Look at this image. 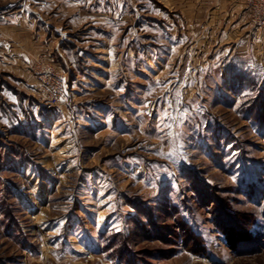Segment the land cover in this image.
Returning <instances> with one entry per match:
<instances>
[{"label":"rangeland","instance_id":"374dc122","mask_svg":"<svg viewBox=\"0 0 264 264\" xmlns=\"http://www.w3.org/2000/svg\"><path fill=\"white\" fill-rule=\"evenodd\" d=\"M244 4L234 33L200 0H0V264H264V28Z\"/></svg>","mask_w":264,"mask_h":264},{"label":"crops","instance_id":"0c3cea01","mask_svg":"<svg viewBox=\"0 0 264 264\" xmlns=\"http://www.w3.org/2000/svg\"><path fill=\"white\" fill-rule=\"evenodd\" d=\"M164 3H169L171 5H173V3L175 2H178L180 0H162ZM192 1V0H191ZM199 0H196V2H198ZM200 1H205L206 2V6L208 7V17H210V19L212 20L211 22H215L216 20V17H226V16H232V19L234 22H236L235 20H239L236 24V29H234V33H236L237 31L239 32L241 30V27L245 25V22H243L242 24V19H241V15H245L246 13V6L244 4V1L245 0H200ZM183 2V1H182ZM198 5V4H197ZM233 22V23H234ZM231 25V24H230ZM258 33V37L256 38V42H255V50H252L253 53H250L249 54H254V60H256V62L258 63L257 65V68H259V70L262 71V75L264 76V34H262V38L260 37L261 36V33L260 31H257ZM249 44L248 42H246V45L241 42H236V43H231V42H227V45L230 46V48L232 49V52L231 54L229 55L226 63L228 62H234V61H239V62H245L246 61V55H244L245 53V47H249ZM248 59H250V57H247ZM252 58V57H251ZM250 60H253V59H250ZM248 63V62H247ZM231 68V67H229ZM245 68V66H244ZM247 68V67H246ZM256 67L254 65H251V64H248V69H255ZM78 75V79H82V72L80 71H75ZM73 73V72H72ZM232 73V72H230ZM234 73V72H233ZM15 75V74H14ZM233 75V77L235 76V74H231ZM16 76V75H15ZM238 76V75H236ZM10 77V76H9ZM86 87L84 86L83 89H85ZM80 90V91H83ZM36 171L34 169H32L31 167L29 166H23L21 168V179H23L24 181H26L28 183V185L32 186V183L36 184V185H40L42 186V184H44L45 182L44 181H39L37 182V174H35ZM46 186V183L44 184ZM38 189V187H37ZM24 196L22 195V198L18 197V200L19 202L21 203V200H22V203L21 205L25 204L27 201L26 200H33L31 202V206H33L32 210H31V213H34L36 214V211L39 210V207L41 206V204H39L40 200H42L41 198V192H37V194H35V192H28V194L26 193H23ZM44 198L46 199L45 196H47V193L46 195H43ZM44 200V199H43ZM25 206V205H24ZM30 206V205H29ZM69 222V221H68ZM67 220H62L60 223H57V228H56V232H59L62 228H66L67 230H69L70 232L71 231H74L73 229L76 230V228H78L77 225L73 226L72 225L70 226V223H68ZM68 223V224H67ZM48 222L47 221H44V225L43 227H46L48 226ZM53 224V223H52ZM49 226H52V225H49ZM78 231V229L76 230ZM88 242H84V245L86 248L84 249H88L89 251L93 250V248H97L99 250V244H96V242L91 239H86ZM83 249V250H84Z\"/></svg>","mask_w":264,"mask_h":264},{"label":"built area","instance_id":"2783aa9c","mask_svg":"<svg viewBox=\"0 0 264 264\" xmlns=\"http://www.w3.org/2000/svg\"><path fill=\"white\" fill-rule=\"evenodd\" d=\"M252 11L256 12L257 24L264 28V0H248Z\"/></svg>","mask_w":264,"mask_h":264},{"label":"trees","instance_id":"16d2710c","mask_svg":"<svg viewBox=\"0 0 264 264\" xmlns=\"http://www.w3.org/2000/svg\"><path fill=\"white\" fill-rule=\"evenodd\" d=\"M161 229V228H160ZM237 239H241V237H239V238H237L236 237V239H235V237L234 236H229V238L227 239V242L229 243V245H230V248H236V245H237V243H236V241H237ZM242 239H246L245 238V236H242Z\"/></svg>","mask_w":264,"mask_h":264}]
</instances>
